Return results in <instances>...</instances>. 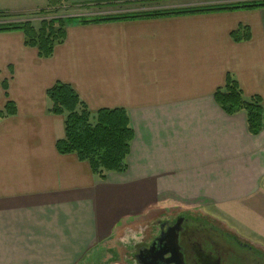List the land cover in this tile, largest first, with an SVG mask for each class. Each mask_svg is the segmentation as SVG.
I'll list each match as a JSON object with an SVG mask.
<instances>
[{"label":"crops","instance_id":"1","mask_svg":"<svg viewBox=\"0 0 264 264\" xmlns=\"http://www.w3.org/2000/svg\"><path fill=\"white\" fill-rule=\"evenodd\" d=\"M245 1L62 3L87 18ZM46 2L0 0V16L19 22ZM240 27L249 41L232 40ZM228 76L264 107V8L72 23L48 59L20 31H0V110L16 106L0 121V264H89L120 229L156 212L221 217L264 250V130L250 135L243 112L218 106ZM56 83L92 114L126 112L134 139L125 173L100 180L57 152L64 118L48 112L46 97Z\"/></svg>","mask_w":264,"mask_h":264},{"label":"trees","instance_id":"2","mask_svg":"<svg viewBox=\"0 0 264 264\" xmlns=\"http://www.w3.org/2000/svg\"><path fill=\"white\" fill-rule=\"evenodd\" d=\"M58 3L62 4V0L53 1V4ZM257 8H264V1L168 11L148 10L87 18L46 19L38 27L26 20L0 24V31H20L24 37V45L35 49L40 59H48L53 55L55 47L65 41L66 27L72 23L87 25ZM250 37L247 27H240L231 33L232 40L237 43L249 41ZM0 89L6 90L4 83L0 84ZM46 97L48 112L64 118L65 138L56 143L59 154L75 155L79 161L88 163L92 174L100 180H105L109 173L122 174L127 171V158L134 133L125 111L101 110L92 114L73 88L63 83H56L46 92ZM214 98L227 115L233 116L242 112L246 115L250 135L259 136L262 133L264 107L260 97L244 98L238 83L228 76L225 87L218 89ZM15 114L16 106L8 101L3 110H0V121Z\"/></svg>","mask_w":264,"mask_h":264},{"label":"flooded vegetation","instance_id":"3","mask_svg":"<svg viewBox=\"0 0 264 264\" xmlns=\"http://www.w3.org/2000/svg\"><path fill=\"white\" fill-rule=\"evenodd\" d=\"M147 228L132 246L135 264H264V251L202 215L177 213Z\"/></svg>","mask_w":264,"mask_h":264},{"label":"rangeland","instance_id":"4","mask_svg":"<svg viewBox=\"0 0 264 264\" xmlns=\"http://www.w3.org/2000/svg\"><path fill=\"white\" fill-rule=\"evenodd\" d=\"M33 1L35 3L39 4L42 0H28ZM54 0H47L46 5H44L43 8L40 10L32 13L28 17H25L20 20H28L35 27L39 26V23L43 20H52V19H68V18H76L80 14H84L85 11H80V8H71L68 5L59 4H53ZM244 1V0H241ZM251 1V0H248ZM245 1V2H248ZM243 2V3H245ZM242 3V2H241ZM52 6H49V5ZM41 7V6H40ZM7 17L0 16V24H13V23H19L16 21H10V19H6ZM167 213V212H166ZM172 212H168L167 214H159L158 212L152 213L147 217L141 218L138 221H134L127 225V227L120 229L118 234H115V236L102 243L101 247L97 250L96 254L92 255L90 259L89 264H135L131 255L132 252V246L135 244V242L139 241L141 239V236L144 235V233L149 230L147 228L148 226H151V223L156 220L157 218L165 217L170 218ZM176 214V212H173V215ZM193 215H202L208 220H212L216 225L221 226L226 231L232 233L233 235L237 236L240 240L247 242L249 244H254L252 241L247 240L244 236H241L239 233L234 231L221 217L213 216V215H204L201 213H193ZM164 219V218H163ZM257 246L258 249L262 250L261 246ZM264 251V250H262Z\"/></svg>","mask_w":264,"mask_h":264},{"label":"water","instance_id":"5","mask_svg":"<svg viewBox=\"0 0 264 264\" xmlns=\"http://www.w3.org/2000/svg\"><path fill=\"white\" fill-rule=\"evenodd\" d=\"M174 262L171 259L165 260V264H173Z\"/></svg>","mask_w":264,"mask_h":264}]
</instances>
